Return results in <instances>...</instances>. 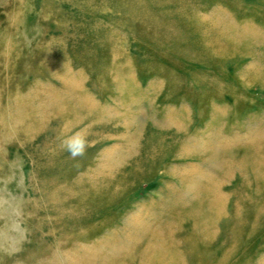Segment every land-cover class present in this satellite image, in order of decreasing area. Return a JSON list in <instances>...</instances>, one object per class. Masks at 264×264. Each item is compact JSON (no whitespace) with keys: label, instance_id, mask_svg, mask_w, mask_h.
<instances>
[{"label":"rangeland","instance_id":"rangeland-1","mask_svg":"<svg viewBox=\"0 0 264 264\" xmlns=\"http://www.w3.org/2000/svg\"><path fill=\"white\" fill-rule=\"evenodd\" d=\"M263 128L264 0H0V264H264Z\"/></svg>","mask_w":264,"mask_h":264},{"label":"bare ground","instance_id":"bare-ground-1","mask_svg":"<svg viewBox=\"0 0 264 264\" xmlns=\"http://www.w3.org/2000/svg\"><path fill=\"white\" fill-rule=\"evenodd\" d=\"M259 69V68H258ZM70 101V100H69ZM71 102V101H70ZM18 103V102H17ZM22 103V102H21ZM46 103V102H45ZM89 103V102H88ZM76 104V103H75ZM91 104V103H90ZM19 105V104H18ZM28 105V104H27ZM88 105V104H87ZM16 106V105H15ZM47 106V105H46ZM17 107V106H16ZM44 108V107H43ZM13 109V108H12ZM86 109H88V107L86 108ZM60 111V110H59ZM58 111V112H59ZM72 113V112H71ZM15 116V115H14ZM4 119V118H3ZM7 122V121H6ZM11 126H12V124H11ZM7 129H8V127H7ZM10 129V128H9ZM264 129V128H263ZM13 131V130H12ZM260 132H262V130H260ZM1 136V135H0ZM261 136V135H260ZM263 136H264V134H263ZM6 137V136H5ZM126 140V139H125ZM198 140V139H197ZM128 141H129V139H128ZM188 141V140H187ZM212 141V140H211ZM199 142V141H198ZM208 142V141H207ZM125 143V142H124ZM191 143H192V141H191ZM196 144V143H195ZM195 144H194V147H195ZM126 145V144H125ZM197 145V144H196ZM211 145V144H210ZM150 146V145H149ZM153 146V145H152ZM127 147V146H126ZM130 147V146H129ZM132 147V146H131ZM145 147V146H144ZM191 147V146H190ZM193 147V146H192ZM200 147V146H199ZM210 148H211V146H210ZM212 148H213V146H212ZM132 149V148H131ZM149 149V148H148ZM127 150H128V147H127ZM188 150V149H187ZM193 150H194V148H193ZM125 151V150H124ZM146 151V150H145ZM149 151V150H148ZM215 151H216V149H215ZM122 152H123V150H122ZM121 152V153H122ZM128 152V151H127ZM182 152V151H181ZM120 153V154H121ZM147 153V152H146ZM153 153H155V152H153ZM135 154V153H134ZM199 154V153H198ZM212 154V153H211ZM143 155V154H142ZM216 155H217V153H216ZM147 156V155H146ZM156 156V155H155ZM104 157V156H103ZM207 157V156H206ZM205 157V158H206ZM208 159V158H207ZM211 159V158H210ZM209 159V160H210ZM106 161H107V159H105ZM114 160H115V158H114ZM113 160V161H114ZM102 161H104V159L102 160ZM118 161V160H117ZM117 161H115L116 163H117ZM130 161V160H129ZM207 161V160H206ZM111 162V161H110ZM123 162H125V161H123ZM141 162V161H140ZM109 163V162H108ZM113 164H115L114 162H112ZM147 163V162H146ZM207 163V162H206ZM104 164V163H103ZM126 164V163H125ZM124 164V165H125ZM209 164V163H208ZM109 165H110V163H109ZM96 166V165H95ZM97 166H98V164H97ZM112 166H114V165H112ZM181 166V165H180ZM183 166V165H182ZM186 166V165H185ZM239 166V165H238ZM92 167V166H91ZM103 167V166H102ZM176 167V166H175ZM184 167V166H183ZM217 167V166H216ZM215 167V168H216ZM94 168V167H93ZM185 168V167H184ZM207 168V167H206ZM209 168V167H208ZM214 168V169H215ZM230 168V167H229ZM97 169V168H96ZM95 169V170H96ZM106 169V168H105ZM113 169V168H112ZM141 169V168H140ZM139 169V170H140ZM166 169V168H165ZM187 169V168H186ZM210 169V168H209ZM218 169H219V166H218ZM221 169H222V167H221ZM92 170V169H91ZM99 170V169H98ZM108 170H110V169H108ZM117 170H119V169H117ZM138 170V171H139ZM176 170V169H175ZM178 170H180L179 169V167H178ZM208 170V169H207ZM87 171V170H86ZM103 171V170H102ZM168 171V170H167ZM173 171V170H172ZM181 171V170H180ZM197 171V170H196ZM201 171V170H200ZM206 171V170H205ZM204 171V172H205ZM209 171V170H208ZM222 171H223V169H222ZM236 171V170H235ZM105 172V171H104ZM182 172V171H181ZM194 172H195V170H194ZM207 172V171H206ZM219 172V171H218ZM221 172V171H220ZM237 172V171H236ZM102 173V172H101ZM112 173V172H111ZM114 173V172H113ZM187 173V172H186ZM189 173H191V172H189ZM193 173V172H192ZM195 173H197V172H195ZM239 173V172H238ZM96 174H98V172L96 171ZM95 174V175H96ZM105 174V173H104ZM108 174V173H107ZM188 174V173H187ZM198 174V173H197ZM207 174H209V173H207ZM219 174V173H218ZM218 174L216 173V175L218 176ZM91 176H92V174H90ZM90 175H88V176H90ZM100 175V174H99ZM196 175V174H195ZM202 176V175H201ZM209 176H211V174L209 175ZM99 177V176H98ZM104 178V177H103ZM187 178V177H186ZM193 178H194V176H193ZM192 178V179H193ZM204 178V177H203ZM218 179V178H217ZM188 180V179H187ZM202 180V179H201ZM206 180H208V179H206ZM210 180V179H209ZM223 180V179H222ZM221 180V181H222ZM99 181H101V179L99 180ZM105 181V180H104ZM186 181V180H185ZM211 181V180H210ZM216 181V180H215ZM84 182V181H83ZM89 182V181H88ZM92 182V181H91ZM113 182V181H112ZM179 182V181H178ZM200 182V181H199ZM213 182V181H212ZM219 182H220V180H219ZM218 182V183H219ZM85 183V182H84ZM105 183V182H104ZM184 183V182H183ZM223 183V182H222ZM87 184V183H86ZM193 184V183H192ZM195 185V184H194ZM219 185V184H218ZM94 186V185H93ZM96 186H97V184H96ZM106 186V185H105ZM186 186H187V184H186ZM193 186V185H192ZM83 187V186H82ZM90 187H92V186H90ZM181 187V186H180ZM86 188V187H85ZM108 188V187H107ZM187 188H188V186H187ZM180 189V188H179ZM190 189V188H189ZM217 189V188H216ZM89 190V189H88ZM100 190V189H99ZM196 190V189H195ZM185 191H188V190H185ZM194 191V190H193ZM212 191V190H211ZM180 192V191H179ZM179 192H177L176 194H178ZM182 192V191H181ZM183 193V192H182ZM181 193V194H182ZM191 193V192H190ZM189 193V194H190ZM195 193V192H194ZM180 194V195H181ZM183 195V194H182ZM181 195V196H182ZM186 195V194H185ZM188 195V194H187ZM172 196H174V195H172ZM171 196V197H172ZM177 196V195H176ZM225 196V195H224ZM175 197V196H174ZM168 198V197H167ZM181 198V197H180ZM183 198V197H182ZM160 199V198H159ZM166 199V198H165ZM169 199V198H168ZM177 199V198H176ZM195 199V198H194ZM193 199V200H194ZM170 200V199H169ZM174 200V199H173ZM177 200H179V198L177 199ZM192 200V199H191ZM175 201V200H174ZM173 201V202H174ZM181 201V200H180ZM192 202V201H191ZM181 204V203H180ZM228 204V203H227ZM186 205V204H185ZM188 205V204H187ZM162 206V205H161ZM214 206V205H213ZM227 206V205H226ZM143 209V208H142ZM141 209V210H142ZM224 209V208H223ZM229 209V208H228ZM227 209V210H228ZM140 210V211H141ZM204 210H207V209H204ZM210 211V210H209ZM220 211H222V210H220ZM149 212V211H148ZM169 212V211H168ZM141 213H143V212H141ZM232 213V212H231ZM145 214V213H144ZM226 214V213H225ZM170 215V214H169ZM222 215V214H221ZM232 215V214H231ZM171 216V215H170ZM135 217V216H134ZM138 217H141L140 215L138 216ZM137 217V218H138ZM152 217V216H151ZM229 217V216H228ZM232 218H233V216H231ZM230 217V218H231ZM134 219V218H133ZM131 220V219H130ZM135 220H136V218H135ZM134 220V221H135ZM141 220H143V217H142V219ZM147 220V219H146ZM133 221V220H132ZM148 221V220H147ZM147 221H146V223H147ZM218 221V220H217ZM220 221V220H219ZM218 221V222H219ZM136 222H138V221H136ZM135 222V223H136ZM167 222V221H166ZM127 223L128 222H126V225H127ZM130 223V222H129ZM142 223V222H141ZM151 223V222H150ZM145 225V224H144ZM147 225V224H146ZM139 225H137L136 227H138ZM142 226H143V224H142ZM171 226V225H170ZM172 226H173V224H172ZM211 226V225H210ZM129 227V226H128ZM135 227V226H134ZM133 227V230L136 228H134ZM216 227H217V225H216ZM141 228V227H140ZM149 228H150V224H149ZM154 228V227H153ZM130 229H131V227H130ZM139 229V228H138ZM143 228H141L140 230H142ZM151 229V228H150ZM175 229H177L176 227H175ZM128 230V229H127ZM132 230V229H131ZM144 230V229H143ZM152 230H154V229H152ZM130 231V230H129ZM128 231V232H129ZM148 231V230H147ZM171 231H172V229H171ZM174 231V230H173ZM141 232V231H140ZM170 232V231H169ZM196 232H198L197 230H196ZM112 233V232H111ZM137 233V232H136ZM139 233V232H138ZM141 233H143V232H141ZM140 233V234H141ZM147 233V232H146ZM157 233H158V231H157ZM116 234V233H115ZM124 234H125V232H124ZM128 234V233H127ZM160 234V233H159ZM168 234V233H167ZM170 234V233H169ZM172 234V233H171ZM198 234V233H197ZM208 234V233H207ZM214 234H215V232H214ZM133 235V234H132ZM138 236H139V234H137ZM157 235V234H156ZM110 236V235H109ZM112 236V235H111ZM130 236H131V234H130ZM134 236H135V234H134ZM209 236V235H208ZM108 237V236H107ZM119 237H120V235H119ZM123 237V236H122ZM125 237V236H124ZM169 237V236H168ZM110 238V237H109ZM112 238V237H111ZM128 238V237H127ZM143 238V237H142ZM156 238H158V237H156ZM174 238V237H173ZM124 240V239H123ZM138 240H139V238H138ZM102 241H104V240H102ZM173 241V240H172ZM171 241V242H172ZM107 242V241H106ZM137 242V241H136ZM170 242V243H171ZM175 242V241H174ZM173 242V243H174ZM101 243V242H100ZM94 244V245H92V246H90V251H89V249L88 250H83V249H80V248H78V249H75V248H71V249H69V250H72V249H74V251H70L69 253H67V251H66V253L67 254H70V256L68 257V256H66V257H68L67 258V263H69V260H70V264H111V262H112V258H111V256L110 255H112V257H113V254H111V253H109L108 251H111L110 249L108 250V248H106V249H104V246L102 245V244ZM108 243V242H107ZM127 243H128V240H127ZM131 243H133V242H131ZM163 243V242H162ZM166 243V242H165ZM71 244V243H70ZM104 244V243H103ZM106 244V243H105ZM117 244H119V245H117L120 249H125V248H122V243H117ZM135 244V243H134ZM150 244V243H149ZM151 244H153V243H151ZM170 245V244H169ZM174 245V244H173ZM173 245H171V246H173ZM80 246V245H79ZM117 246L115 247V245L114 246H112L113 248H115V249H113V251H112V253H114V254H117L116 252H119V249H117ZM153 246H154V244H153ZM111 247V248H112ZM128 247V246H127ZM155 247V246H154ZM157 247H159V246H157ZM165 247V246H164ZM145 248H146V250L142 253V255H141V253H139L140 255H141V259H146V260H149L151 257H152V255L155 253V252H152V251H150L149 249H150V246H149V248H147L146 246H145ZM153 248V247H152ZM156 248V247H155ZM155 248H154V250H155ZM159 248H161V247H159ZM163 248V247H162ZM158 249V248H157ZM166 249V248H165ZM169 249H170V247H169ZM66 250V249H65ZM163 250V249H162ZM107 251V252H106ZM133 251V250H132ZM166 251V250H165ZM131 252V251H130ZM138 252V251H137ZM65 253V255H67ZM132 254V253H131ZM167 254V253H166ZM62 255H64V253L62 254ZM128 255H130V254H128ZM133 255V254H132ZM115 256V255H114ZM154 256V255H153ZM137 257H139V256H137ZM155 257V256H154ZM63 258V257H62ZM153 258V257H152ZM180 260V259H179ZM49 261V260H48ZM120 261V260H119ZM61 262L62 263H64V261L61 259ZM59 260H58V258L56 257V256H53V258L51 259V261L48 263V264H59V263H61ZM134 262V261H133ZM139 263H140V261H138ZM141 262H143V261H141ZM150 262V261H149ZM154 263L153 264H155V261H153ZM166 262V261H165ZM183 262V261H182ZM131 263V262H130ZM145 263V262H144ZM169 263V262H168ZM41 264H46V263H41ZM149 264V263H148ZM156 264H158V263H156ZM170 264H171V261H170ZM174 264V263H173Z\"/></svg>","mask_w":264,"mask_h":264},{"label":"clouds","instance_id":"clouds-1","mask_svg":"<svg viewBox=\"0 0 264 264\" xmlns=\"http://www.w3.org/2000/svg\"><path fill=\"white\" fill-rule=\"evenodd\" d=\"M85 144V138L81 135H76L65 141L68 151L73 156L81 154L84 151Z\"/></svg>","mask_w":264,"mask_h":264}]
</instances>
